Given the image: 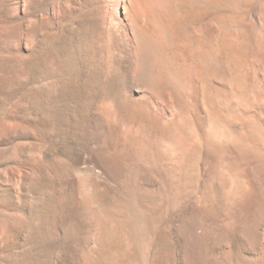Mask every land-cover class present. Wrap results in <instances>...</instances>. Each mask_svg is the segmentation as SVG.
<instances>
[{"label": "rangeland", "instance_id": "374dc122", "mask_svg": "<svg viewBox=\"0 0 264 264\" xmlns=\"http://www.w3.org/2000/svg\"><path fill=\"white\" fill-rule=\"evenodd\" d=\"M46 1L0 0V264H264V0L136 48Z\"/></svg>", "mask_w": 264, "mask_h": 264}, {"label": "bare ground", "instance_id": "6f19581e", "mask_svg": "<svg viewBox=\"0 0 264 264\" xmlns=\"http://www.w3.org/2000/svg\"><path fill=\"white\" fill-rule=\"evenodd\" d=\"M56 2L53 3L54 12L57 11V6L63 7L67 13L74 9L83 10L84 7H89L112 27V31H114L112 34H114L115 38L122 39V41L126 42L125 44L134 48L141 45L146 46V44L151 43L150 41L155 35H160L161 33L162 35L164 33L170 36L177 34L178 21L172 11L169 0H59V2ZM159 16L164 18V23H159Z\"/></svg>", "mask_w": 264, "mask_h": 264}]
</instances>
